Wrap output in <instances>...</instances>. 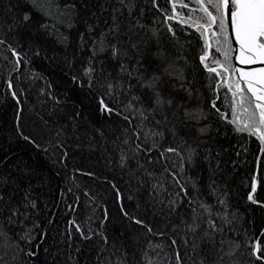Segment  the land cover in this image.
I'll return each instance as SVG.
<instances>
[{
  "label": "trees",
  "instance_id": "trees-1",
  "mask_svg": "<svg viewBox=\"0 0 264 264\" xmlns=\"http://www.w3.org/2000/svg\"><path fill=\"white\" fill-rule=\"evenodd\" d=\"M157 2L160 7L171 10L166 0ZM21 5H24V0H0V35L7 32L16 17L30 7ZM65 5L74 7L66 9ZM44 23L49 25L47 30L40 27ZM172 23L176 29L175 37L164 26L163 16L153 6L152 0H125V4H120L119 0H52L50 18L34 12L32 25L23 30L22 36H8L13 46L22 53H28L30 63H22L19 72L14 73L11 54L0 49V53L8 57L7 60L0 57V177L9 178V184L3 189L6 200L11 194L16 201H22L25 189H30V198L38 204V211L29 208L32 215L23 225H17L13 232L22 234L33 221L40 227L32 231L35 239L30 244L20 241L19 247L13 240L0 237V256H3L0 264H99L97 253L102 247L105 251L100 259L106 264L121 253H126V264H145L143 257L149 241L165 246L162 251H149V257L160 264H175L176 249L170 247L172 238L177 240L186 264H192L189 256L193 242L200 245L198 252L202 248L203 252L213 253L212 245L204 239L205 223L201 222V229L195 235L187 230L193 213L186 200L175 211L154 203L148 190L137 183L132 173L119 166L122 145L117 137L120 140L124 138L122 132L127 124L116 116L109 119L99 114L97 95L106 89L101 90L95 84L89 89L87 78L83 76V69L93 51L98 53L92 58L97 77L101 62L105 75L111 72L115 76L121 64L132 67L142 60L139 75L145 80L153 72L163 73L165 68L183 72L184 88L180 87L175 76L162 77V94L171 98L172 104L156 116L162 121L157 130L164 132L161 148L179 147L185 156L189 148L195 150L192 164H186V176L197 181L200 199L214 206L213 218H216V213L223 214L225 209L218 204L217 196L209 188L212 180L218 186L219 198H224L227 192V213L232 223L224 226L223 233L214 234L215 240L226 241L223 250L215 256L231 251L236 243H240L241 248L234 256H225L224 264H264L249 256L250 247H247L250 239L261 237L264 231V206H261L264 205V154L260 152V142L255 136L234 132L233 126L211 108V101L218 95L217 107L231 118L230 108L224 100L227 87L215 89L217 80L209 79L200 65L203 42L199 34L192 28H181L178 23ZM113 28L117 31L109 33ZM154 31L156 35H153ZM102 33L106 34V39L105 51L101 53ZM112 44L120 49L119 60L112 58ZM37 48L41 50L39 57L33 55ZM124 53H127L126 57ZM215 55L219 58L218 53ZM33 72L44 79H34ZM73 75L80 77L83 87L73 83ZM9 78L13 80L18 95L23 91V95H19V105L7 90ZM46 82L51 83V91L61 101L60 106L47 95L40 94ZM142 82L137 79L131 81L136 86V93H144L147 99L150 93L138 87ZM100 83L104 80L101 79ZM184 89H190L191 95ZM201 109L207 119L197 122L185 118L186 110L199 113ZM18 111L21 114L19 121L16 119ZM76 111H80L81 116L75 121L74 129V122L69 117ZM133 123L138 124L139 120ZM203 127L207 132L201 134L199 129ZM97 128L103 135L94 131ZM61 130L59 140L63 148L56 147V133ZM23 136L30 137L35 144L25 141ZM64 151H67V156L61 162ZM257 156L261 157L259 165ZM158 157L159 153L153 152V163L147 167L156 171L158 179L163 180L168 188V192L157 199L167 201L170 198L168 193L176 189L167 173L160 175L164 172V162L156 163ZM173 160L178 167L180 157L169 154V167ZM129 168H136L134 161ZM253 175L257 177L254 196L259 202L255 204L247 199ZM143 179L147 180V177ZM12 180L16 182V191H13ZM117 188L122 193L125 210L143 219L154 233L164 232L163 237L148 234L146 228L122 216L116 197ZM85 192L89 195L85 196ZM189 195H193L191 188ZM129 196L133 199L129 200ZM77 197L79 204L72 212L68 205L76 206ZM105 208L109 213L105 224L108 245H103L99 237L83 240L74 230L69 239L67 227L70 219L75 218L83 225L87 235L89 227L99 229ZM217 223L221 221L217 220ZM41 234H45L43 239ZM185 239H188L189 247L184 245ZM260 242L264 245V237ZM29 250L35 251L36 255H25ZM206 264H214V258Z\"/></svg>",
  "mask_w": 264,
  "mask_h": 264
},
{
  "label": "snow or ice",
  "instance_id": "snow-or-ice-1",
  "mask_svg": "<svg viewBox=\"0 0 264 264\" xmlns=\"http://www.w3.org/2000/svg\"><path fill=\"white\" fill-rule=\"evenodd\" d=\"M120 4H125V0H119ZM166 3L171 6V10L160 7L157 0H152L153 6L163 16V24L167 27L168 32L175 37L176 29L173 27V23H178L181 28H192L194 32L199 34L200 40L203 42L202 48L199 54L200 65L203 66L208 74L209 79H216L217 83L215 89H221L227 87V94L224 96L225 104L230 108L231 118L229 114L222 112L217 107V100L220 96H216V99L211 101V108L219 114L222 120L233 126V130L236 133H247L249 136H255L260 142V152L264 154V67H252V65L261 64L264 65V0H166ZM24 5H29L21 16H17L12 24L8 26L7 32L0 35V49H4L11 54L14 67L12 71L14 73L19 72V69L23 64L30 63L27 52H21L18 47L13 46L8 39L9 35L19 37L22 36L23 30L29 28L32 25L33 14L39 13L45 17H51L52 0H24ZM21 5V7H24ZM59 5L57 4V8ZM74 6L65 5L66 9H70ZM187 10V11H185ZM131 11V8H129ZM63 15V13H61ZM42 29L47 30L49 25L47 23L41 24ZM2 28V25H0ZM230 29V32H229ZM91 31V27H89ZM117 31L116 28L110 29L109 33ZM156 35V32H153ZM100 40V52L105 51L104 43L106 34H101ZM233 41L237 47H233ZM19 44V40H17ZM22 46V45H21ZM135 47V45L133 46ZM210 50H213L210 52ZM112 58L119 60L121 58L120 49L116 44L110 46ZM219 54V58L215 55ZM33 55L39 57L41 50L39 48L33 53ZM98 55L93 51L92 57L89 58L87 66L83 69V76L87 78L89 89H92L93 85H97L103 91L102 94L97 95L98 111L101 116L111 118L116 116L122 119L127 127L123 129V139L120 141V157L119 166L127 168L129 172L135 177L137 183L148 190L149 196L154 203L164 205L172 211L184 202L187 201L192 215V223L188 224L187 230L196 234L201 229V222L205 223L207 228L204 230V239L212 245L213 253L210 255L208 252H198L195 242L190 247L192 264H206L210 258H214V264H224L225 256L232 257L241 248L240 243H236L231 251L224 253L223 255L215 256V253L221 252L223 246L226 243L223 239L217 241L214 238V234L223 233L225 225H230L232 220L228 218L227 213V192L224 193V198H219L218 186L215 180L209 185L213 195L217 196V202L223 206L225 211L223 214L216 213L213 218V205L206 203L200 199V191L197 181L190 176H186V164H192L195 150L189 148L187 155L182 153L179 147L169 146L167 148H161V142L164 139V132L157 130L162 121L156 119V116L163 111L166 106L172 104L171 98H165L162 94L160 85L162 83L163 75L169 77L175 76L180 82V87L184 88L185 78L183 72L170 71L169 68H165L163 73L158 74L153 72L146 80L142 75H139L140 67L142 66V60H138L136 65L129 67L128 65L121 64L118 73L113 76V73L109 72L105 75V68L103 62H101L100 75L97 77L96 68L93 65L92 58ZM127 56V53H124ZM0 57L7 60V56H3L0 53ZM233 60L237 61L242 67H237ZM219 69V70H218ZM239 74V75H237ZM32 77L34 79H44L38 73L33 72ZM103 79L104 83H100ZM133 79L142 80L143 82L138 85L139 88L147 90L150 95L145 99L144 93L137 94L135 87L131 81ZM71 80L74 84L83 87L80 77L73 75ZM51 83H47L45 88L40 90L41 95H47L49 99L53 100L57 106L61 105V101L51 91ZM7 90L10 92L13 99L16 100L17 105L21 103L19 95H23V91L18 95L15 90L13 80L9 78L7 80ZM191 95L190 89H184ZM230 94V95H229ZM239 109V111H238ZM20 111L17 112L16 119H20ZM81 112L76 111L69 120H72L73 128H76L75 121L80 118ZM185 118L187 120L195 119L199 122L200 119H207L203 115L201 109L199 113L191 110H186ZM138 119L139 123H133ZM166 119V118H165ZM19 130V129H18ZM103 135L100 129H94ZM201 134L207 132V128L203 127L199 129ZM61 131H57V144L56 147L63 148V144L59 140ZM175 136V132L172 133ZM25 141H32L30 137L23 136ZM114 143H116L114 141ZM39 147V145H36ZM47 151V149H45ZM158 152L159 157L156 163L163 161L162 167L164 172L160 175L163 176L167 173L171 177V183L176 191L168 193L169 199L160 197L163 193L168 192L163 180L158 179L157 173L154 170H149L147 165L153 163L152 153ZM169 154L172 156L180 157L179 166L177 167L176 161L171 162V167L168 165ZM67 156V151H64V156L61 158L63 162L64 157ZM257 164L259 165L261 157L257 156ZM135 162L136 168H129L130 163ZM175 169V170H173ZM141 173V175H136ZM83 175H92V173H82ZM147 177V180L143 179ZM149 182L150 186H149ZM13 185V191H16L15 180L11 181ZM9 184L8 177H0V237L8 240H13L16 246L19 247V242L24 241L30 244L35 237L32 236V231L40 227L39 223L33 221L30 228L23 231L22 234L13 232V229L17 225H23L27 221L32 213H29L28 209L31 208L34 212L38 211V204L35 199L30 198V189H25L22 201H16L11 194L5 199L4 187ZM113 188L116 185L113 184ZM193 195H189V189ZM71 191V189H69ZM257 191V177L252 176L251 179V191L247 195V199L251 203H259L254 196ZM89 194L85 192V196ZM116 197L118 203H120V212L122 216L129 220L131 223L147 229V233L150 235H159L163 237L164 232L154 233L153 229L148 226L143 219L138 218L135 215H131L125 210L122 203L123 196L120 190L116 189ZM129 200L133 199L132 196L128 197ZM79 204V197L76 198V206L68 205L70 211L75 212L76 207ZM264 206V205H261ZM23 209V211H22ZM21 217L23 219H21ZM109 219L108 210L105 208L103 212V219L99 220V229H92L89 227L88 234L85 235L84 226L77 223L76 219H70L68 221L67 235L71 239L73 230L78 233L83 240H91L94 237H99L103 245H108L109 238L105 233V224ZM217 220L221 223H217ZM51 223V221H49ZM91 223V218H89ZM45 234H41V239ZM261 237H264V231L261 232ZM261 237L250 239L247 247H250L249 256L254 258L255 261L264 262V245L261 244ZM230 243V242H229ZM184 245L189 247L188 239L184 240ZM39 247V245H37ZM115 247V244H113ZM163 244H154L149 241L147 250L144 253L143 260L145 264H160L155 258L149 257V251L155 252L157 249L161 251L164 249ZM170 247L176 249L174 253L175 264H186L184 257L181 255L179 245L176 239H171ZM23 251V249H21ZM105 249L102 247L97 253V259L99 264H106L105 260L100 259ZM203 252V255H201ZM25 255L32 257L36 255L35 251L29 250ZM158 255V253H157ZM187 256L188 253L186 252ZM197 257H200L197 259ZM15 259V256H13ZM71 259V257H70ZM0 260H3V256H0ZM107 264H126V253H121L114 261L108 260ZM233 264H239V262H233Z\"/></svg>",
  "mask_w": 264,
  "mask_h": 264
},
{
  "label": "water",
  "instance_id": "water-1",
  "mask_svg": "<svg viewBox=\"0 0 264 264\" xmlns=\"http://www.w3.org/2000/svg\"><path fill=\"white\" fill-rule=\"evenodd\" d=\"M230 32V29H229ZM233 47H237V45L235 44V41H233ZM233 63L237 66V67H242L243 65H240L237 61L233 60ZM252 67H264V65L261 64H256V65H252ZM239 75V74H237Z\"/></svg>",
  "mask_w": 264,
  "mask_h": 264
},
{
  "label": "bare ground",
  "instance_id": "bare-ground-1",
  "mask_svg": "<svg viewBox=\"0 0 264 264\" xmlns=\"http://www.w3.org/2000/svg\"><path fill=\"white\" fill-rule=\"evenodd\" d=\"M262 173H263V178H264V166H263V170H262Z\"/></svg>",
  "mask_w": 264,
  "mask_h": 264
},
{
  "label": "rangeland",
  "instance_id": "rangeland-1",
  "mask_svg": "<svg viewBox=\"0 0 264 264\" xmlns=\"http://www.w3.org/2000/svg\"><path fill=\"white\" fill-rule=\"evenodd\" d=\"M2 60H4V59L2 58Z\"/></svg>",
  "mask_w": 264,
  "mask_h": 264
}]
</instances>
